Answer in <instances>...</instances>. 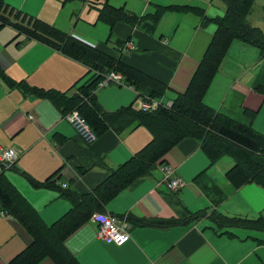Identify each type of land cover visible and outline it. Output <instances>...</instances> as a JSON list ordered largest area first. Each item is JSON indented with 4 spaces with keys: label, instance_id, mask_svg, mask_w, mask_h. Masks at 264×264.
I'll list each match as a JSON object with an SVG mask.
<instances>
[{
    "label": "crops",
    "instance_id": "obj_1",
    "mask_svg": "<svg viewBox=\"0 0 264 264\" xmlns=\"http://www.w3.org/2000/svg\"><path fill=\"white\" fill-rule=\"evenodd\" d=\"M4 1L9 8L89 44L101 43L77 28L84 7L80 0ZM102 1L139 17L153 14L156 6L197 7L208 18L221 17L226 10L222 0ZM259 20L264 21V0H255L247 16L249 24L260 29ZM215 31L213 23L202 24L196 14L167 12L154 28L144 22L117 23L107 38L111 44L105 46L114 52L119 42L133 39L137 49L121 52L122 61L165 85L158 100L167 104L188 87ZM257 53L258 48L233 40L203 102L235 120L251 122L253 129L264 135V91L258 89L264 84V66L251 77L243 75L253 65ZM262 61L264 58L258 62ZM0 66L8 79L23 83L31 91L64 92L92 74L81 62L17 35L10 26L0 28ZM120 82L123 85L97 91L98 105L103 111L129 106L135 110L136 102L143 98L136 88L125 86L124 78ZM146 87L142 90L146 91ZM29 92L11 87L0 78V143L18 152L14 165L4 170L3 176L49 226L72 207L62 193L91 192L110 169L126 163L152 135L148 128L139 126L120 134L107 131L88 145L67 123L58 103ZM222 157L230 161H224L222 170L213 169L218 160L212 162L198 141L183 139L148 176L121 189L99 209L112 216L127 215L145 222L130 229L127 243L116 246L99 239L97 225L88 215L66 239L65 250L78 264H264V241L258 239H264V231L220 229L213 220V216L221 214L264 221V189L254 184L233 189L225 173L234 159ZM165 167L184 180L183 188L165 189ZM56 171L59 172L45 186L32 184L46 181ZM20 211L21 204L17 202L7 208L0 202V264H7L32 241L31 232L17 215ZM250 240L258 243H247ZM38 264L56 263L45 257Z\"/></svg>",
    "mask_w": 264,
    "mask_h": 264
},
{
    "label": "trees",
    "instance_id": "obj_2",
    "mask_svg": "<svg viewBox=\"0 0 264 264\" xmlns=\"http://www.w3.org/2000/svg\"><path fill=\"white\" fill-rule=\"evenodd\" d=\"M222 1L226 6L225 13L215 18H208L200 8L186 6H156L153 14L139 17L125 11L123 7H113L108 2H103L98 20L109 26L110 35L117 23L134 25L144 22L154 28L161 16L167 12H190L199 16L202 24L210 22L216 27L186 90L172 101L170 107L162 106L154 112L142 113L131 106L113 112L103 111L98 105L95 93L96 84L101 76L114 71L121 74L126 84L136 88L142 97L157 99L162 97L165 85L144 76L122 61L120 54L122 46L130 39L117 44V48L114 49L117 53L110 52L105 46L110 38L104 44L94 46L58 30L53 25L11 9L4 0H0V28L10 26L17 35H24L27 39L45 44L81 62L90 73H94L85 80L77 81L64 92L40 89L31 91L23 83H15L8 79L0 66V78L9 86L21 87L31 94L55 101L64 115L77 110L97 138L107 131L120 134L139 126L148 128L152 135L151 140L126 163L110 169L106 178L91 192L80 194L75 190H67L62 193L71 202L72 207L49 226L43 223L38 213L18 191L5 181L4 168L0 165V202L4 208L12 207L16 202L21 204V211L17 212V215L32 234L31 243L7 264H38L45 257L53 258L56 264H78L65 250L66 239L82 225L88 215L91 216V212H100L99 209L121 189L138 178L148 176L164 161L165 156L186 138L198 141L200 148L212 162L224 155L234 159L233 166L225 173L233 189L246 184H254L264 189V135L256 132L251 122L235 120L203 102V97L233 40H241L258 48L259 60L264 58V34L247 21L255 0ZM144 87L146 91L142 90ZM258 89L264 91V84ZM57 172L59 171L44 182H31L34 186H45ZM213 217L220 229L264 231V221L261 219L228 217L221 214ZM129 220L134 225L145 224L130 217Z\"/></svg>",
    "mask_w": 264,
    "mask_h": 264
},
{
    "label": "built area",
    "instance_id": "obj_3",
    "mask_svg": "<svg viewBox=\"0 0 264 264\" xmlns=\"http://www.w3.org/2000/svg\"><path fill=\"white\" fill-rule=\"evenodd\" d=\"M137 49L133 39L127 41L123 46L122 52H131ZM94 74V73H92ZM91 74V75H92ZM123 80L122 75L114 71H110L101 76L96 84L95 93L98 90L109 86H121L120 81ZM128 87L127 84H125ZM136 110L142 113H150L158 110L160 107H170L171 103L162 104L158 99L152 97H143L137 101ZM31 118V115L29 116ZM65 119L71 124L79 135L80 139L91 145L97 140L96 134L91 130L87 121L78 113L77 110L66 114ZM18 157V152L13 148L0 147V165L4 170L12 167ZM162 184L168 191H175L185 186L184 180L174 175V172L168 168H164V177ZM62 187H65L63 185ZM91 220L97 225V236L106 243H112L116 246H122L130 239V229L134 224L129 220L127 215L116 217L102 212H93L90 216Z\"/></svg>",
    "mask_w": 264,
    "mask_h": 264
},
{
    "label": "rangeland",
    "instance_id": "obj_4",
    "mask_svg": "<svg viewBox=\"0 0 264 264\" xmlns=\"http://www.w3.org/2000/svg\"><path fill=\"white\" fill-rule=\"evenodd\" d=\"M80 1L83 2L84 7H83V9L81 10V12H80V14L78 16V18L80 19V21L78 23L77 28L80 29L84 35H86V36H88V35L89 36H93L95 39L100 40L101 41V44H103L105 42V40L108 38V35L110 33V30H109L108 25L105 24L104 22L98 20L99 11H100V9H101V7L103 5V1L102 0H93L90 3H87L84 0H80ZM259 27L264 32V21L261 22L259 20ZM111 42L113 43L114 40H111ZM110 44L111 43L109 41L107 43V45L109 46ZM256 56L257 57H256L253 65L250 66L249 71L247 73H245V70H244L243 71V75L245 74V75H248L249 77H251L256 71H258V69H263L262 66H264V61H262L261 63H259L258 62L259 61V53H257ZM232 63H233V61H231L230 67L233 66ZM254 66H256V67L254 68ZM233 68H235V67H233ZM262 71H264V69L261 70V72ZM137 105L138 104L136 102L135 108H137ZM69 125L76 132V130L74 129V127L71 124H69ZM253 128H254V125H253ZM0 145L2 147L5 146L2 143H0ZM5 147H7V146H5ZM7 148H9V147H7ZM224 161H228L229 162L230 160L228 158H225V157L224 158L223 157L219 158L218 161L215 163V166H214L213 169L222 170V166L221 165H223ZM231 164H232V161H231ZM233 164H234V162H233ZM5 174L8 175L7 172ZM16 180H17V182H22L21 179H17L16 178ZM234 235L238 237V235L236 233H234ZM258 239L260 240V242L264 241V239H261V238H258ZM253 241H255L256 243H258L257 242L258 240L257 241L256 240H250V241H247V243H253Z\"/></svg>",
    "mask_w": 264,
    "mask_h": 264
}]
</instances>
